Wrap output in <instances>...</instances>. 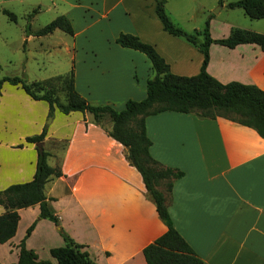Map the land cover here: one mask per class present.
<instances>
[{
    "label": "crops",
    "instance_id": "0c3cea01",
    "mask_svg": "<svg viewBox=\"0 0 264 264\" xmlns=\"http://www.w3.org/2000/svg\"><path fill=\"white\" fill-rule=\"evenodd\" d=\"M228 1L222 0L221 7ZM33 2L36 14L52 10L53 17L66 15L73 34L70 40L60 28L35 34L42 25L32 27L29 20L30 32L21 36L24 47L36 40L37 48H48L51 43L42 40L55 36L57 45L70 47L75 87L91 103L121 109L127 99L146 95V81L153 75L151 62L142 51L116 42L121 31L151 43L173 73L193 75L200 69L201 50L163 28L155 0ZM218 2L165 0V8L187 31L201 29L210 15L213 38L228 35L232 27L264 32V17L249 18L237 6L227 7L238 9L242 24L224 20L214 27L216 13L211 10ZM208 52L206 70L216 79L254 83L264 90V49L258 43L211 42ZM47 118L46 100L32 98L19 84L2 83L0 189L32 178L37 150L25 136L39 133L47 124L43 142L50 151L47 161L60 163L63 174L49 179L44 190L53 196L50 205L61 227L99 264H147L143 247L167 227L140 172L126 159L124 146L107 133L110 123L103 127L92 121L89 112L63 113L57 107ZM145 128L150 154L184 172L173 180L168 211L175 228L202 258L201 264H264V138L254 128L222 116L204 118L175 110L147 115ZM57 141L66 142L58 157ZM4 210L0 204V214ZM18 213L15 233L0 242V262L17 261L18 244L36 219L25 246L37 258L58 264L49 249L64 244L59 226L38 217V203L20 207Z\"/></svg>",
    "mask_w": 264,
    "mask_h": 264
},
{
    "label": "trees",
    "instance_id": "16d2710c",
    "mask_svg": "<svg viewBox=\"0 0 264 264\" xmlns=\"http://www.w3.org/2000/svg\"><path fill=\"white\" fill-rule=\"evenodd\" d=\"M218 1L222 2V0ZM226 5L241 7L249 18L264 17V0H231ZM2 11L11 20H16L13 11L7 8H3ZM155 12L166 31L182 36L201 50L203 57L196 74L173 73L168 62L151 43L143 41L137 34L121 31L116 37V42L142 51L151 62L153 75L146 81V95L143 98H129L121 109H116L108 103H91L77 91L73 67L66 72L32 81L20 75H2L0 94L2 83L7 81L11 84H19L34 99L46 100L48 117L53 115L55 107L63 113L80 110L83 113L89 112L92 121L102 126L101 120L107 116L110 121V128H106L107 133L124 146L126 159L140 172L146 190L155 203L157 213L167 227L143 247L146 263L201 264L202 258L175 228L168 211L173 180L182 176L184 172L177 167L164 165L150 154L151 140L146 133L145 117L164 110L193 112L204 118L222 116L254 128L264 138V90L254 83L237 80L221 82L206 70L209 59L208 47L211 42L227 46L241 42H255L264 49V32L232 27L228 35L213 38L209 32L210 15L206 17L201 29L187 31L171 19L165 8V0H155ZM55 28L73 34L72 23L64 14L56 15L34 33L45 34ZM29 32L28 20L25 33ZM56 87L63 91L62 98L56 93ZM46 130L47 124H44L39 133L25 136L26 141L35 143L37 150L32 178L10 183L0 189V204L5 208L0 214V242L8 240L15 233L19 218L18 208L38 203V217L48 218L58 225L59 233L64 240L63 245L52 246L49 249L57 263L99 264L91 258L89 252L83 248V244L76 242L61 227L50 205L53 196H47L45 193V183L63 174L60 163L51 165L47 161L50 151L43 145ZM57 143L61 149L66 145L64 141ZM17 145L20 146L22 143ZM35 221L36 219L26 228V233L18 244L17 261L0 262V264H51L49 259L37 258L36 253L25 246L24 239L33 228Z\"/></svg>",
    "mask_w": 264,
    "mask_h": 264
},
{
    "label": "rangeland",
    "instance_id": "374dc122",
    "mask_svg": "<svg viewBox=\"0 0 264 264\" xmlns=\"http://www.w3.org/2000/svg\"><path fill=\"white\" fill-rule=\"evenodd\" d=\"M18 1L0 0V6L6 7L7 9L10 7L16 14V20L14 21L0 10V76L20 75L28 81H31L63 73L71 67H74L70 58L72 49L70 47L65 48L64 44L57 45L56 40L59 39L56 36L51 39L46 37L42 40L43 43L47 41L51 43V46L48 48H37L36 40H33L28 46L24 47L21 36L25 34L23 28L28 20H30L32 27H39L53 17V12L52 10H48L36 14L37 10L34 11L35 8L32 6L34 3L33 0H25L24 3ZM235 10L238 9L233 10L227 6L221 7L220 2H218L211 10L212 13H216L215 18L217 21H215L214 27L215 24H220L224 20H232L235 23L242 24L240 21L241 15ZM27 13H30V16L28 15L29 17ZM202 26L203 22H201ZM60 34L68 40L71 39V35L68 33L63 32ZM55 91L62 98L63 91L59 87H56ZM101 123L103 127H107L110 123L109 118L107 116L103 117ZM54 147L56 148L54 149L56 151L55 154H57L56 157H58L60 145L55 143Z\"/></svg>",
    "mask_w": 264,
    "mask_h": 264
},
{
    "label": "water",
    "instance_id": "95a60500",
    "mask_svg": "<svg viewBox=\"0 0 264 264\" xmlns=\"http://www.w3.org/2000/svg\"><path fill=\"white\" fill-rule=\"evenodd\" d=\"M50 120V117L47 119V121H49Z\"/></svg>",
    "mask_w": 264,
    "mask_h": 264
}]
</instances>
